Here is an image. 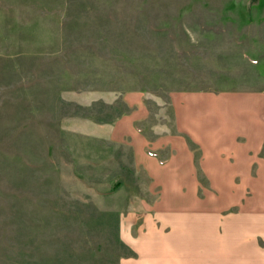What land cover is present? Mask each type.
<instances>
[{
	"label": "rangeland",
	"instance_id": "rangeland-1",
	"mask_svg": "<svg viewBox=\"0 0 264 264\" xmlns=\"http://www.w3.org/2000/svg\"><path fill=\"white\" fill-rule=\"evenodd\" d=\"M264 92V0H0V264H119L147 179L114 121Z\"/></svg>",
	"mask_w": 264,
	"mask_h": 264
},
{
	"label": "crops",
	"instance_id": "crops-1",
	"mask_svg": "<svg viewBox=\"0 0 264 264\" xmlns=\"http://www.w3.org/2000/svg\"><path fill=\"white\" fill-rule=\"evenodd\" d=\"M122 101L112 136L150 200L119 225V264H264V92H173L162 124L142 93Z\"/></svg>",
	"mask_w": 264,
	"mask_h": 264
}]
</instances>
